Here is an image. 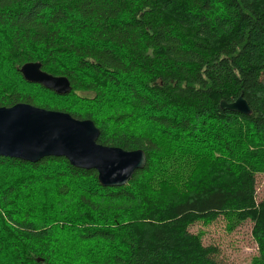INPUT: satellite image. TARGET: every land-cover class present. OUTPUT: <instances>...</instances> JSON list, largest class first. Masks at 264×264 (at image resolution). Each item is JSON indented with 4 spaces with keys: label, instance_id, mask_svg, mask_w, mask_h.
<instances>
[{
    "label": "trees",
    "instance_id": "obj_1",
    "mask_svg": "<svg viewBox=\"0 0 264 264\" xmlns=\"http://www.w3.org/2000/svg\"><path fill=\"white\" fill-rule=\"evenodd\" d=\"M27 63L72 91L26 82ZM241 95L251 115L221 110ZM17 104L92 121L147 162L105 188L64 158L0 157V264H218L191 228L220 219L252 224L264 264V0H0V108Z\"/></svg>",
    "mask_w": 264,
    "mask_h": 264
},
{
    "label": "water",
    "instance_id": "obj_2",
    "mask_svg": "<svg viewBox=\"0 0 264 264\" xmlns=\"http://www.w3.org/2000/svg\"><path fill=\"white\" fill-rule=\"evenodd\" d=\"M20 73L24 80L57 95L72 91L66 77L42 70L41 63H27ZM222 111L251 115L241 95L235 102L220 104ZM100 130L89 120H77L70 114L50 111L29 104L0 108V157L38 163L47 157L66 159L71 166L95 170L105 188L126 186L135 173L143 170L147 158L142 150L127 152L98 144Z\"/></svg>",
    "mask_w": 264,
    "mask_h": 264
},
{
    "label": "rangeland",
    "instance_id": "obj_3",
    "mask_svg": "<svg viewBox=\"0 0 264 264\" xmlns=\"http://www.w3.org/2000/svg\"><path fill=\"white\" fill-rule=\"evenodd\" d=\"M11 79L5 80L6 86H11ZM50 98V97H47ZM175 148L172 147L171 151ZM220 165L214 166L218 169ZM206 170V166L201 168H194L190 172L191 174H202ZM63 171V168L59 167L56 172ZM220 170H217L214 176L220 175ZM48 176L45 174L41 177L46 180ZM33 178V177H31ZM37 179V178H36ZM39 179V178H38ZM29 181V179H27ZM5 183L0 181V189ZM59 184L57 181L54 184L56 186ZM257 186V200H262L264 198V174L257 175L256 178ZM19 193V192H18ZM48 196V195H46ZM20 199V197H19ZM39 218L41 220L46 219V212L39 210L37 211ZM226 223L223 219L218 220L216 223L203 226L202 224H197L191 228V232L197 234L200 230L204 231V245L215 246L219 250V255L217 256L218 264H253L252 260L258 254L257 246L252 238V224L250 222L242 224L236 231L229 232L225 228Z\"/></svg>",
    "mask_w": 264,
    "mask_h": 264
}]
</instances>
